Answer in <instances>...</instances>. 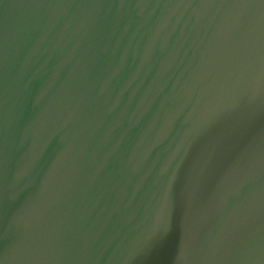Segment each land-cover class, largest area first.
<instances>
[{"label": "water", "instance_id": "water-1", "mask_svg": "<svg viewBox=\"0 0 264 264\" xmlns=\"http://www.w3.org/2000/svg\"><path fill=\"white\" fill-rule=\"evenodd\" d=\"M0 264H264V0H0Z\"/></svg>", "mask_w": 264, "mask_h": 264}]
</instances>
